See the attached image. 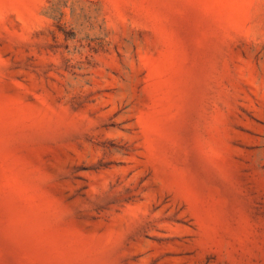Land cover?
<instances>
[{"label": "rangeland", "instance_id": "1", "mask_svg": "<svg viewBox=\"0 0 264 264\" xmlns=\"http://www.w3.org/2000/svg\"><path fill=\"white\" fill-rule=\"evenodd\" d=\"M0 264H264V0H0Z\"/></svg>", "mask_w": 264, "mask_h": 264}]
</instances>
